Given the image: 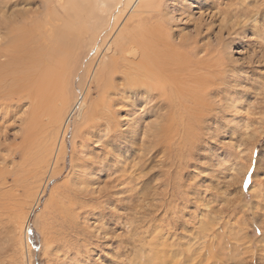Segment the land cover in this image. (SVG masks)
<instances>
[{"label":"rangeland","instance_id":"rangeland-1","mask_svg":"<svg viewBox=\"0 0 264 264\" xmlns=\"http://www.w3.org/2000/svg\"><path fill=\"white\" fill-rule=\"evenodd\" d=\"M226 1L187 0L182 8V4L176 6L181 8L179 13H184V19L175 28L181 35L194 36L200 23V14L202 13L205 20H209L213 13L219 12L212 4L221 2L222 9ZM192 2L195 6L191 5ZM243 2L244 0H238V6ZM87 4L89 2L68 11L63 9L64 5L59 0H0V46L5 49L8 45L18 46L20 50L27 48L25 53L20 51L16 54H23V61L10 65L11 74L5 84V89L10 90V95L5 97L10 96V104L0 101V217L4 219L0 220V264H63V260L65 264L67 257L64 258V253L67 255L70 251L67 245L61 248L64 252L60 250L59 257H53V249L51 246L46 249L45 240L47 237L51 238V228L55 225L54 211L59 205L57 200L62 198L61 192L70 174V158L78 127L75 116L66 127L58 131L56 148L64 147L67 151L66 169L59 177L49 179V173H44L45 176L41 174L44 171L43 165L39 168L42 158H25L24 154L14 153L23 144L22 137L36 89L43 78L54 77L57 70V74L62 70L54 62V54L61 46L60 38L66 35L69 41L77 40L71 64V67L73 64L75 66L73 72L70 71V91L73 98L80 100L89 85V78L87 80L85 77L88 64L95 58L103 37L111 31L116 18L121 17L120 21L123 22L125 20L124 2L116 0L104 8L96 5L95 9H85ZM190 6L193 8L189 9ZM168 8V13L173 16L175 8L171 4ZM245 8L250 14L238 15V21H246L248 26L231 33L230 36L224 30L221 41L217 44L223 18L221 14L217 15L213 30L209 34L212 44L207 48L211 49L208 50L210 53L215 54L212 63H222L219 67L222 73L218 76L220 83L217 82L214 92L208 98V110L205 111V117L197 130L200 137L198 135L196 138L200 140H194L195 143L192 146L188 144L189 147H172L173 152L168 156L162 154L166 147L162 146L161 152H156L157 156L143 165V172L134 171L131 178L123 179L122 185L113 188L104 184L111 170H117L120 166L130 167L138 162L134 161V156L140 153L138 148L141 140L139 137L132 139L138 148L129 147L131 152H127V144L130 143L127 139L120 147H113L111 155L105 156L106 152L103 153L101 158H109L111 163L124 162L114 168H110L112 165L108 162V175L103 176L101 186H96L99 195L105 191L110 194L102 201L94 203L95 205L83 208L95 217H91L86 225L89 239L86 244L90 251L81 252L73 264H132L137 249L139 259L143 260H139L138 264H169L172 260L170 264H201L206 261L212 264H249V261L251 264H264V243L261 242L264 241V233L257 229L264 215V210L260 209L264 204V41L257 37L264 34V8L257 0H250ZM101 9L105 10V14ZM71 19L75 21L74 27L65 30L64 24H68ZM100 26L106 28L87 56L88 46ZM123 26L124 23L120 28ZM25 31L28 35L23 36ZM33 35L37 38L34 44L31 43L33 41L30 42ZM205 39L200 42L204 47L208 44ZM28 52L29 55L26 54ZM102 55L105 56V53ZM26 63L34 68L33 75L27 71ZM46 65H51V68H46ZM25 71L31 76H28L29 82L25 76L18 87L17 79L23 77L20 73ZM90 85L92 93L95 86ZM95 97L94 92L92 98ZM155 105L153 102L151 107L154 108ZM136 114L140 117L142 111L139 110ZM145 115L146 124H157L156 111L149 108ZM119 120L122 121L121 131L126 132L132 121L130 122L125 110H122ZM141 135L142 139L145 135ZM76 143L79 146V140ZM84 143L93 148L98 146L94 142ZM40 157H43L42 153ZM92 159L97 168L99 158ZM164 160L167 162L162 164ZM25 162L27 163L23 164ZM160 182L163 185H159ZM126 188L134 192L122 191ZM116 193L117 196H114ZM81 203L87 204L88 199L83 198ZM132 204L137 207L133 208ZM255 216L259 219L254 220ZM170 219L175 224L169 222ZM97 224L105 226V234L98 236L95 231L91 232ZM179 224L184 227L180 229ZM211 228L219 235L213 240L206 239L207 242L204 235ZM131 230L133 235L130 234ZM148 236L151 240H148ZM70 242L71 239L66 244ZM157 242L162 245H155ZM204 243L212 245L211 252L200 247ZM60 245L65 246L63 242ZM168 255L170 256L167 260Z\"/></svg>","mask_w":264,"mask_h":264},{"label":"bare ground","instance_id":"bare-ground-1","mask_svg":"<svg viewBox=\"0 0 264 264\" xmlns=\"http://www.w3.org/2000/svg\"><path fill=\"white\" fill-rule=\"evenodd\" d=\"M115 1L116 0H59V2L64 5L63 9L68 11H73V9L80 4L87 2H89V4L85 5V9H95L96 5L104 8L107 4H111ZM119 1L121 3L124 2L126 5V9L123 12V14H126V17L124 16L125 20L124 22L120 21L121 17L115 19L111 31L103 37L101 45H99L96 55L94 56L95 58L91 59L86 70L85 77L87 80L89 78V85L91 83V85L93 84L95 86L92 93L94 94L95 92L96 97L92 98L91 87L88 85L85 94L80 100L77 97L73 98V94L70 91V71H72L75 66L73 64V67H71V64L74 58V44L77 40L69 41L67 40L66 35L62 36V38H60L61 46L54 54L55 66H58L60 69L62 68V70L58 74L57 70L56 76L54 77L43 78L36 89L35 95L32 97L31 112L27 117V127L22 137L23 144L17 148L19 152L15 150L14 153V155H17L16 153L20 155L24 154L26 155L25 158H42L39 163V168L40 165H43L44 171L41 172V174L49 173V179L59 177L66 169L67 151L64 147L58 146L56 148L58 131L60 128L66 127L75 116L74 118L78 127L76 128L77 131H75L77 132V136L74 140L75 147H73L74 150L70 158V174L67 176V180L63 186V193L61 192V194H63L62 198H58L57 200V202L59 201V205L54 211L55 225L51 228V238L47 237V240H45L46 249H49L50 246L53 249V257H59L60 250L62 253L64 252L61 248L67 247L68 245L67 248L70 251H68L67 255L64 253V258L65 256L67 257L65 264L76 263V256L80 255L83 251H90L88 244H86L89 242L86 225L89 224V220L94 216L92 213L88 214L83 208L93 206L94 203L102 201L110 194V192L105 191L104 194L99 195L98 192V187L101 186L103 176L106 177V175H108V162L110 161L109 158H101L103 157V153L106 152V155L104 154L105 156L111 155L114 150L113 147H120L128 140L130 142H127L128 148H135L136 142L132 139L139 137L141 140L139 148L136 147L140 152L139 155H133L134 161L138 162L134 164L132 163L133 165H129L130 167L125 166V168L120 166L117 170H111L110 175L107 177L104 184L113 188V186L117 187L122 185L123 179L127 180L131 178L134 171L136 173L139 171L143 172L145 170L143 165H146L147 162L153 160L157 156L156 152H161V149L163 148L162 146H166L165 150H162V154H165V156L172 154V147L179 148L184 145L187 147L188 144L192 146L195 143L194 140H196V137L199 135L197 134V130L205 117V111L208 110V98L214 92L217 82L220 81L218 76L222 73V70L220 71L221 68H219L222 63H212L215 54L210 53L208 50L211 49L207 48L212 44V42L210 43L209 34L213 30L217 15L223 14L219 30L220 36L217 40L218 44L221 41L224 30L227 31L228 36H230L231 33H236L239 29L248 26L246 21L243 23L238 21V15L245 16L250 14L245 8L250 0H244L240 6H238V0H227L225 7L222 9L221 2H223V0H220L221 2H218L216 5L215 2L217 0H215L212 7H217L219 12L213 13L209 20H205L201 13L198 17L200 23L194 32L195 35L187 36L188 34L181 35L177 28H175L178 23L183 22L184 13L179 12L184 6V2L187 0ZM257 2H260V6L264 8V0H257ZM169 4L175 8L174 10L172 9L174 12L173 16L168 13L167 9H169ZM180 4H182L181 8H176V6H180ZM193 4L194 2H192L191 5L195 6ZM207 5L210 6L209 4ZM192 8L193 7L191 6L189 7V9ZM52 10H54V8H52ZM102 11L104 12L105 10ZM177 13L179 15H177ZM74 22L75 21L72 19L71 21H68V24L65 22V30L72 29L74 27ZM122 23H124V26L120 28ZM240 24H242L241 27L239 26ZM105 28L106 27L100 26L95 32L91 44H89L88 50L86 51L87 56L92 50V46L98 42L99 37L104 32ZM203 31L205 32L202 33ZM256 32H259V30H256ZM25 34H27L26 31L23 36ZM30 37L31 36H29V38ZM257 37L264 41V34L262 36L257 35ZM32 38L33 39L30 40V42L33 41L31 43L34 44L37 38L35 35H33ZM203 39L208 42L207 46L205 45L206 47L201 45V40ZM27 44L29 45L28 42ZM26 49L27 48L20 50V47H10V45L5 49V47L0 46V93L2 94L0 96V101H6V105L10 104V96L5 98L10 95V90L5 89L7 77L11 74L10 65L13 66L15 62L21 63L25 56L23 54H16L20 51L25 53ZM213 52L215 51L213 50ZM102 53H105V56H103ZM26 54L29 55V52ZM28 65L29 64L26 65L27 71L30 75H33L32 72L34 71V68L31 67V64ZM51 65H46V68L50 69ZM25 73H20V75L24 76L17 79L18 87H20V83L25 76L27 77L26 80L31 77L29 74L26 73V75ZM27 82L29 81L27 80ZM113 95L117 97H114ZM118 96L121 98H118ZM153 102L156 104L154 108L151 107ZM149 108L156 111L157 124L155 126H149L145 123V112ZM122 110L127 112L130 122L132 121L130 124L127 123L129 128L126 132L121 131L122 121L119 120V116ZM139 110L142 111V114L140 117L138 115V118L136 113ZM141 134L145 135L142 139L140 138V136H142ZM198 137H200V135ZM93 139L96 140L94 141ZM76 140H79V146L76 143ZM84 142H94L98 146L94 148L89 147V145H84ZM128 148L127 152H131V149ZM41 153L43 157H40ZM81 156H83V158H81ZM25 158L22 157V159ZM92 158H99L97 168L93 165L94 161ZM113 162H109L112 165L110 168H114V166L116 167L117 165H120V163L122 165V162L124 161ZM166 162L167 160H164L162 161V164H165ZM26 163L27 162L23 164ZM96 184H98V187ZM159 185H163V183L160 182ZM165 187L167 186L165 185ZM126 190H128L129 193L134 192V190H129V188L122 191ZM117 193L114 196H117ZM58 194H60V192ZM83 198L88 199L89 204L85 203V205L84 203H81ZM130 198H132V196H130ZM125 205L127 206V203ZM132 207L136 208L137 206L132 204ZM260 209L264 210V204L263 208L260 207ZM257 218L255 216L253 219L256 220ZM0 220L4 219L0 217ZM169 222H172L171 219ZM57 224L59 225L57 226ZM182 226L184 227V225ZM183 227L180 225V229ZM257 229L264 233V215L263 220H261ZM94 231L98 236L106 233L105 226L100 224L95 225L91 232L94 233ZM130 234L133 235V230L130 231ZM218 235L219 233L214 230V228H211L208 233L204 235V238L205 240L211 238L213 240L215 237L218 238ZM69 239H71V242L66 244ZM148 240H151L149 236ZM196 241L197 240H195V242ZM62 242L65 246L61 247L60 244ZM261 242L262 244L264 243V241ZM158 244L160 243L157 242L155 245ZM139 245H141V243ZM211 246L212 245H206V243H204V245L200 247H203L202 249H209L211 252ZM116 249H118V247ZM115 252H117V250ZM201 252L203 253V251ZM149 253H151V251H149ZM128 254L131 255L130 253H127V255ZM138 254L139 250L137 249L132 264H138L139 260H141L139 259ZM120 255L121 254L118 256L120 257ZM188 255L190 256V254ZM169 256L170 255H168V258L167 256L165 258L168 260ZM177 258H179V256ZM197 258H199V256ZM154 260L155 262L157 261L156 258ZM159 260H161V257ZM141 261L143 262V260ZM171 262L169 261V264ZM206 262L210 263L209 261ZM202 263L205 264L204 262ZM249 264H251V261H249Z\"/></svg>","mask_w":264,"mask_h":264}]
</instances>
